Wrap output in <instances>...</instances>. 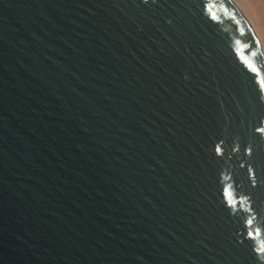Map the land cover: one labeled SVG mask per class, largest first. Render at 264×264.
Returning a JSON list of instances; mask_svg holds the SVG:
<instances>
[{"label":"water","instance_id":"obj_1","mask_svg":"<svg viewBox=\"0 0 264 264\" xmlns=\"http://www.w3.org/2000/svg\"><path fill=\"white\" fill-rule=\"evenodd\" d=\"M261 78L231 0H0V264H264Z\"/></svg>","mask_w":264,"mask_h":264},{"label":"snow or ice","instance_id":"obj_2","mask_svg":"<svg viewBox=\"0 0 264 264\" xmlns=\"http://www.w3.org/2000/svg\"><path fill=\"white\" fill-rule=\"evenodd\" d=\"M212 18L216 19V16L213 15ZM253 55H255V53H253ZM246 63H247V66L251 69V71L256 72L257 75H259L258 69L251 62L246 61ZM259 83L261 85V91H264V78H261L259 80ZM255 131L260 132V133H264V127H257V128H255ZM222 144H223V140L220 141V144L214 145V153H215V156H217V157L223 155L222 148H221ZM232 150L233 151H239L240 149H239V147H234ZM244 152H245L247 157L251 158L248 161V166H247L246 172H247L248 176L250 177V183H251L252 189H256L258 177H264V150H261L259 148L254 149V147L252 145L248 144V145H245ZM242 167H243V165H242ZM259 182L261 184H264V178L260 179ZM261 195L262 194H260L256 191H253V193L251 195L241 196L239 199L240 200H248V201L253 202L249 206V212L251 213V211L253 210V204L261 199ZM224 196L227 198V201H228L227 206L231 207L234 203L233 194L228 189H224ZM253 223H254L253 219H247L246 220V225L248 228H251ZM260 234H261L260 228H256L254 231H247V237H249V238H253V237L258 236ZM242 242L243 241H241V243ZM255 251L264 253V246H261L259 249H256Z\"/></svg>","mask_w":264,"mask_h":264},{"label":"bare ground","instance_id":"obj_3","mask_svg":"<svg viewBox=\"0 0 264 264\" xmlns=\"http://www.w3.org/2000/svg\"><path fill=\"white\" fill-rule=\"evenodd\" d=\"M245 17L264 57V0H231Z\"/></svg>","mask_w":264,"mask_h":264}]
</instances>
